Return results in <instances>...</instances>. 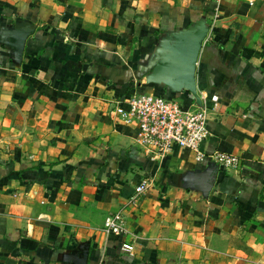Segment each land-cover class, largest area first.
Segmentation results:
<instances>
[{"label":"crops","instance_id":"0c3cea01","mask_svg":"<svg viewBox=\"0 0 264 264\" xmlns=\"http://www.w3.org/2000/svg\"><path fill=\"white\" fill-rule=\"evenodd\" d=\"M204 18L196 84L211 169L186 149L151 161L120 123L159 40ZM31 29L17 63L12 29ZM144 178L154 188L123 209ZM133 245L132 254L121 250ZM264 264V0H0V264Z\"/></svg>","mask_w":264,"mask_h":264},{"label":"built area","instance_id":"2783aa9c","mask_svg":"<svg viewBox=\"0 0 264 264\" xmlns=\"http://www.w3.org/2000/svg\"><path fill=\"white\" fill-rule=\"evenodd\" d=\"M201 102V106L191 102L185 107L178 98H167L152 92L134 93L127 101V108L115 106L113 114L120 123L138 129V143L151 161L165 157L174 148H178L191 152L198 162H206L226 171H240V157L221 151L206 152L204 144L210 136L208 123L211 112L205 102ZM153 188L152 179L139 181L123 208L105 217L101 231L106 236H122L127 233L123 209L137 206ZM121 250L132 254L134 247L122 243Z\"/></svg>","mask_w":264,"mask_h":264},{"label":"water","instance_id":"95a60500","mask_svg":"<svg viewBox=\"0 0 264 264\" xmlns=\"http://www.w3.org/2000/svg\"><path fill=\"white\" fill-rule=\"evenodd\" d=\"M209 31L204 18L189 27L169 32L162 37L149 61L142 67L139 83L142 87L166 88L171 95L187 93L197 106L201 97L197 90L196 68L201 49ZM31 29H12L7 45L12 49L14 59L19 63ZM211 169H217L211 166ZM87 248L73 253L71 264H86Z\"/></svg>","mask_w":264,"mask_h":264},{"label":"trees","instance_id":"16d2710c","mask_svg":"<svg viewBox=\"0 0 264 264\" xmlns=\"http://www.w3.org/2000/svg\"><path fill=\"white\" fill-rule=\"evenodd\" d=\"M155 94H157V95H161L160 93H155ZM185 95L186 96H188V94L187 93H185ZM161 96H163V95H161ZM191 103V99H190V102H189V104ZM189 104H187L186 106H188Z\"/></svg>","mask_w":264,"mask_h":264}]
</instances>
